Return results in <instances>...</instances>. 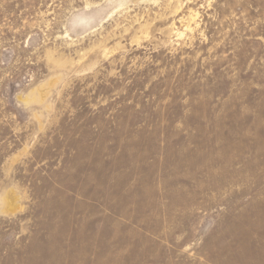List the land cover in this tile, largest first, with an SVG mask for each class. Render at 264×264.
<instances>
[{
    "label": "rangeland",
    "instance_id": "obj_1",
    "mask_svg": "<svg viewBox=\"0 0 264 264\" xmlns=\"http://www.w3.org/2000/svg\"><path fill=\"white\" fill-rule=\"evenodd\" d=\"M0 264H264V0H0Z\"/></svg>",
    "mask_w": 264,
    "mask_h": 264
}]
</instances>
